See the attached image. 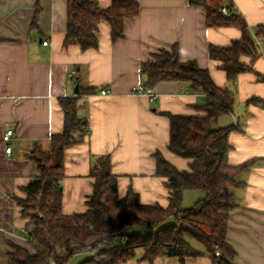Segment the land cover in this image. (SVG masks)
Instances as JSON below:
<instances>
[{
    "label": "crops",
    "instance_id": "1",
    "mask_svg": "<svg viewBox=\"0 0 264 264\" xmlns=\"http://www.w3.org/2000/svg\"><path fill=\"white\" fill-rule=\"evenodd\" d=\"M96 1L101 7L113 2ZM135 1L140 12L125 21L123 38L113 41L111 25L102 22L98 48L83 51L75 43H65L66 0H0V264H10L15 245L36 253L30 239L33 225L21 214L17 198L26 196L23 188L33 178L29 153L36 147L50 151L52 136L64 128L62 97L78 96V116L88 122L84 139L66 148L61 183L64 214L89 210L87 201L95 183L91 170L104 156L110 157L121 196L131 189L143 204L169 205V188L157 175L155 155L161 152L179 170H188L189 160L168 148L167 113L201 114L195 105L205 102V95L186 83L143 86L142 64L153 53L173 46L181 61H196L209 70L216 85L234 93L233 111L220 116L216 127H233L229 163L251 165L238 176L243 186L233 189L227 241L236 251L234 264H264V43L254 70L231 81L219 62L210 58L209 47L231 45L242 37L241 29L208 26L206 9L189 0ZM208 3L222 7L226 0ZM232 3L256 35L264 25V0ZM243 61L250 63L251 58ZM73 70L76 75L71 76ZM88 88L97 90L79 93ZM103 88L110 92L101 94ZM8 129L14 135L7 144ZM9 145L11 154L6 152ZM202 198L201 191L187 190L182 206L191 208ZM191 241L200 255L183 262L178 257L141 260L139 249L136 257L122 264H215L200 242ZM90 255L82 252L72 258L84 256L83 261Z\"/></svg>",
    "mask_w": 264,
    "mask_h": 264
},
{
    "label": "trees",
    "instance_id": "2",
    "mask_svg": "<svg viewBox=\"0 0 264 264\" xmlns=\"http://www.w3.org/2000/svg\"><path fill=\"white\" fill-rule=\"evenodd\" d=\"M68 26L65 43H75L83 51L99 46L102 22L111 25L113 41L124 37V24L140 12L135 0H113L109 7H101L96 0H66ZM192 5L206 9L210 27L233 26L241 29L242 37L229 46L209 47V56L229 80L245 72H252L253 62L260 56L257 38L264 39V25L254 35L235 9L232 0H226L230 15L222 7L208 0H189ZM40 10V8H39ZM257 36V37H255ZM251 58L250 63L243 61ZM143 86L153 87L160 82L176 81L189 84L205 95L203 104L195 105L201 114H171L168 148L177 156L189 160L188 170H179L157 152V175L165 179L169 188V205L143 204L133 190L121 196L118 177L112 172L110 157H99L91 176L94 190L82 214L63 212L62 180L65 177L66 148L87 134L88 122L78 116V96L62 97L65 120L62 132L52 136L50 151L36 147L29 153L34 163L33 178L23 188L24 198H17L21 214L33 225L30 239L36 253L15 245L9 253L10 264H68L79 253L91 255L80 264H122L136 257L149 262L159 257H196L190 239L200 242L215 264H234L235 249L227 241L230 210L233 207V189L243 186L239 174L251 163L234 166L229 163L232 149L229 133L233 127L219 128L220 116L233 111L235 96L229 88L216 85L208 69L196 61L183 62L177 46L162 49L142 64ZM88 88L79 93H95ZM78 135V136H77ZM187 190H198L203 198L193 207L182 206ZM171 222L165 225V222ZM139 227L145 231H131ZM125 238V242H121ZM119 240V241H118Z\"/></svg>",
    "mask_w": 264,
    "mask_h": 264
},
{
    "label": "built area",
    "instance_id": "3",
    "mask_svg": "<svg viewBox=\"0 0 264 264\" xmlns=\"http://www.w3.org/2000/svg\"><path fill=\"white\" fill-rule=\"evenodd\" d=\"M222 11H223L225 14L230 15V11H229V9H228L226 6H224V7L222 8ZM48 43H49L48 41H45V42H44L45 45H47ZM263 43H264V41H262V40H259V41H258V44H259L260 46H261ZM74 75H76V71H75V70H73V71L71 72V76H74ZM109 92H110V90L107 89V88H103V89L100 90V93L103 94V95H107ZM13 135H14V130H13V129H8V130L6 131V133L4 134V140H5V142H6L7 144L11 141ZM6 152H7L8 154H11V152H12V147H11L10 145L7 146V148H6ZM125 241H126V239H125V238H122V242H125ZM52 264H56V263L53 262Z\"/></svg>",
    "mask_w": 264,
    "mask_h": 264
},
{
    "label": "rangeland",
    "instance_id": "4",
    "mask_svg": "<svg viewBox=\"0 0 264 264\" xmlns=\"http://www.w3.org/2000/svg\"><path fill=\"white\" fill-rule=\"evenodd\" d=\"M189 206L191 207V206H193V204L192 205H189ZM170 222H171L170 220L166 221L165 222V225L169 224ZM131 231H133V232H136V231L143 232L145 230L143 228L134 227V228L131 229ZM190 241H191V239H190ZM191 242H193V241H191ZM193 243H198V242L197 241H194ZM82 258H84V256H76V257L72 258L69 261L68 264H79L82 261Z\"/></svg>",
    "mask_w": 264,
    "mask_h": 264
},
{
    "label": "water",
    "instance_id": "5",
    "mask_svg": "<svg viewBox=\"0 0 264 264\" xmlns=\"http://www.w3.org/2000/svg\"><path fill=\"white\" fill-rule=\"evenodd\" d=\"M78 90H79V86L76 87L75 92H78Z\"/></svg>",
    "mask_w": 264,
    "mask_h": 264
}]
</instances>
